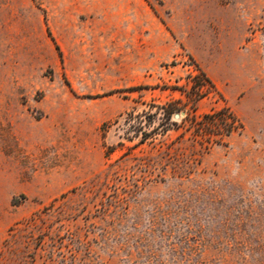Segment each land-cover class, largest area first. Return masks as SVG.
I'll list each match as a JSON object with an SVG mask.
<instances>
[{"label":"rangeland","instance_id":"1","mask_svg":"<svg viewBox=\"0 0 264 264\" xmlns=\"http://www.w3.org/2000/svg\"><path fill=\"white\" fill-rule=\"evenodd\" d=\"M75 2L0 0V264H264V0Z\"/></svg>","mask_w":264,"mask_h":264},{"label":"trees","instance_id":"2","mask_svg":"<svg viewBox=\"0 0 264 264\" xmlns=\"http://www.w3.org/2000/svg\"><path fill=\"white\" fill-rule=\"evenodd\" d=\"M192 78L193 80L187 91L183 89L179 90L185 94L187 99L192 98L190 107L194 110V101L204 96L209 90L213 89L214 85L201 69H198V74L193 75ZM173 102L175 101H170L166 103L165 106H162L165 119H169L173 112L183 110V108L176 109L171 107L173 106ZM186 114L188 115V113ZM189 124L193 127L196 134H200L208 141L212 140L215 142L221 141L224 135H229L237 128L242 127L238 118L227 107L202 113L199 116V119H196L193 114H190ZM147 134L148 133L143 132L142 138H145Z\"/></svg>","mask_w":264,"mask_h":264},{"label":"crops","instance_id":"3","mask_svg":"<svg viewBox=\"0 0 264 264\" xmlns=\"http://www.w3.org/2000/svg\"><path fill=\"white\" fill-rule=\"evenodd\" d=\"M60 26H61V33H60V44L59 47L54 45L53 51L48 49L46 52H43L42 59L39 62H48L53 67H63V15L67 13L68 8L70 7L72 10L77 8L75 0H60ZM17 54V53H16ZM29 54V53H28ZM41 56L39 52H33L32 55L29 54V59L32 64L35 65L38 62L36 59V55ZM16 56V57H15ZM1 61L5 62L6 66H17L19 64V59L17 55H15L14 51H3L1 53Z\"/></svg>","mask_w":264,"mask_h":264},{"label":"water","instance_id":"4","mask_svg":"<svg viewBox=\"0 0 264 264\" xmlns=\"http://www.w3.org/2000/svg\"><path fill=\"white\" fill-rule=\"evenodd\" d=\"M177 116H178V114H177V113H175V114H174V117H177Z\"/></svg>","mask_w":264,"mask_h":264}]
</instances>
